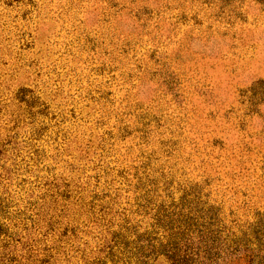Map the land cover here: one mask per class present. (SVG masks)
<instances>
[{
	"label": "rangeland",
	"instance_id": "rangeland-1",
	"mask_svg": "<svg viewBox=\"0 0 264 264\" xmlns=\"http://www.w3.org/2000/svg\"><path fill=\"white\" fill-rule=\"evenodd\" d=\"M167 182L264 216V0H0V264H123Z\"/></svg>",
	"mask_w": 264,
	"mask_h": 264
},
{
	"label": "trees",
	"instance_id": "trees-1",
	"mask_svg": "<svg viewBox=\"0 0 264 264\" xmlns=\"http://www.w3.org/2000/svg\"><path fill=\"white\" fill-rule=\"evenodd\" d=\"M133 193L113 232L114 262L150 264L165 256L170 264H264V216L228 225L220 205L198 183L174 188L167 182L163 195L142 187Z\"/></svg>",
	"mask_w": 264,
	"mask_h": 264
}]
</instances>
